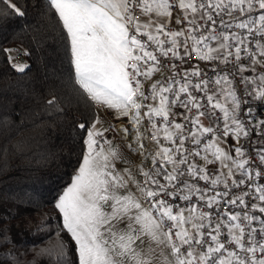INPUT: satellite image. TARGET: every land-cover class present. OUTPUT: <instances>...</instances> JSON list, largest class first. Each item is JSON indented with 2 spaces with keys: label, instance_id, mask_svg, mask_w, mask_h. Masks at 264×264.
<instances>
[{
  "label": "snow or ice",
  "instance_id": "6c2138e0",
  "mask_svg": "<svg viewBox=\"0 0 264 264\" xmlns=\"http://www.w3.org/2000/svg\"><path fill=\"white\" fill-rule=\"evenodd\" d=\"M46 6L62 26L69 82L127 118L131 129L118 131L135 133L142 158L135 171L118 168L99 116L76 125L82 158L53 201L56 264H264V0ZM14 15L25 13L0 0V21ZM165 68L171 74L145 90ZM10 231L0 223V264H20Z\"/></svg>",
  "mask_w": 264,
  "mask_h": 264
},
{
  "label": "trees",
  "instance_id": "16d2710c",
  "mask_svg": "<svg viewBox=\"0 0 264 264\" xmlns=\"http://www.w3.org/2000/svg\"><path fill=\"white\" fill-rule=\"evenodd\" d=\"M14 2L25 15L0 21V223L11 229L20 264H56L53 201L82 158L76 125L98 110L69 82L74 71L54 10L46 0ZM14 44L28 53L24 72L4 51Z\"/></svg>",
  "mask_w": 264,
  "mask_h": 264
},
{
  "label": "rangeland",
  "instance_id": "374dc122",
  "mask_svg": "<svg viewBox=\"0 0 264 264\" xmlns=\"http://www.w3.org/2000/svg\"><path fill=\"white\" fill-rule=\"evenodd\" d=\"M20 63L26 64V61L25 60H21V61L17 62L16 64H20ZM260 70H263V69H260ZM100 108L103 111V115H100L99 118L100 119L104 118V121H105L104 123L106 124L105 127L109 128V130L114 128L116 122L127 120V118L116 119L115 118L116 117V113L113 110H109V109L101 107V106H100ZM109 130H108V132L110 133L109 135H110V137H112V140H111L112 146L114 148H117V149L120 150L121 159L116 162L117 163V167L118 168L132 167L133 170L135 171V165L140 163L142 158L135 151L136 148H137V145H136L135 142H133V136L134 135L129 140H123V138L117 137L115 134H112V132L109 131ZM128 143H132V149H128L126 147ZM144 143H145L147 152L149 154H154L156 149L155 148L153 149L152 147H149L150 143L147 144L146 140L144 141ZM125 161H127V163H125ZM150 166H151V158L149 156L147 159L143 160V167L147 169Z\"/></svg>",
  "mask_w": 264,
  "mask_h": 264
},
{
  "label": "built area",
  "instance_id": "2783aa9c",
  "mask_svg": "<svg viewBox=\"0 0 264 264\" xmlns=\"http://www.w3.org/2000/svg\"><path fill=\"white\" fill-rule=\"evenodd\" d=\"M10 49L12 50V56H13V59H12V60H13L15 63H17V62H19V61L25 59V55H24L25 50H24L21 46L15 44V45H12ZM193 55H195V54H193ZM207 63H208V62H201L200 66L203 68V67L206 66ZM260 69H261L260 66L257 65V67H256V71H257V73H259L260 71H264V69H263V70H260ZM170 74H171V73H170V71H169L167 68L162 69L161 71L155 73L151 80H146V81L144 82L145 90L148 89V87L150 86V84H151L154 80L161 79L162 77H166V76H168V75H170ZM209 74H211V73H209ZM213 90H214V89H213ZM146 123H147V122L145 121V126H146ZM204 123H205V125H207V121H204ZM122 127H128L129 129H131V125L128 123L127 120H125V121H119V122L114 126L112 132H113L117 137L123 138V140H129L133 135H135V133H133L131 136H125L121 131H118V129H120V128H122ZM105 135H106V133H105ZM106 137H107V135H106ZM146 142H150V141H149V140H146ZM242 142H243V141H242ZM257 160H258V157H257ZM196 161H197L199 164H201V165H203V163H204L199 157L196 158ZM217 166H218V165H217ZM237 175H239V173H237ZM200 183L203 184L204 182L201 181ZM260 183H264V180L260 181ZM220 187H221V189H222V186H220ZM218 190H219V189H218ZM246 199H247V198H246ZM236 211H239V209H236Z\"/></svg>",
  "mask_w": 264,
  "mask_h": 264
},
{
  "label": "crops",
  "instance_id": "0c3cea01",
  "mask_svg": "<svg viewBox=\"0 0 264 264\" xmlns=\"http://www.w3.org/2000/svg\"><path fill=\"white\" fill-rule=\"evenodd\" d=\"M96 107H97V110H98V116L103 115V111H102V109L100 108V106H97V105H96ZM108 115H109V114H108ZM100 121H101V124H100L99 126H100V127H103V128H107V127H105L106 124L104 123V122H105V121H104V118H103V119H100ZM118 122H119V121H118ZM118 122H116L115 125H116ZM107 129L109 130V128H107ZM112 130H113V128L110 129L109 131L112 132ZM109 134H110V133L107 131V132H106L107 138L111 141V140H112V137H110ZM112 134H114V133L112 132ZM146 143H147V144L150 143V146H149V147H152L153 149H154V148L156 149V145H155L154 142H146ZM161 143H162V144L165 143V142L163 141L162 138H161ZM165 146H167V145H165ZM217 167H218V166H217Z\"/></svg>",
  "mask_w": 264,
  "mask_h": 264
}]
</instances>
